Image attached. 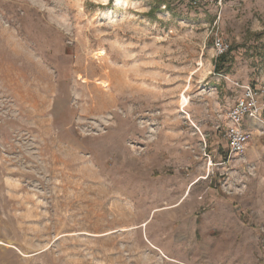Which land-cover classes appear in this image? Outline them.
Instances as JSON below:
<instances>
[{
  "label": "rangeland",
  "instance_id": "rangeland-1",
  "mask_svg": "<svg viewBox=\"0 0 264 264\" xmlns=\"http://www.w3.org/2000/svg\"><path fill=\"white\" fill-rule=\"evenodd\" d=\"M117 1L0 0V264H264V0Z\"/></svg>",
  "mask_w": 264,
  "mask_h": 264
},
{
  "label": "built area",
  "instance_id": "built-area-1",
  "mask_svg": "<svg viewBox=\"0 0 264 264\" xmlns=\"http://www.w3.org/2000/svg\"><path fill=\"white\" fill-rule=\"evenodd\" d=\"M202 1L213 3L217 0H193L195 5ZM218 56L228 52L229 45L221 39L215 40ZM242 95L227 112L224 140L227 142L228 153L231 157L243 155L250 143L252 134L246 131V120L257 122L264 127V79L260 86H238Z\"/></svg>",
  "mask_w": 264,
  "mask_h": 264
},
{
  "label": "crops",
  "instance_id": "crops-1",
  "mask_svg": "<svg viewBox=\"0 0 264 264\" xmlns=\"http://www.w3.org/2000/svg\"><path fill=\"white\" fill-rule=\"evenodd\" d=\"M249 123H251V127H254L255 130H257V128L261 129V126L257 122H254V121L250 120Z\"/></svg>",
  "mask_w": 264,
  "mask_h": 264
},
{
  "label": "trees",
  "instance_id": "trees-1",
  "mask_svg": "<svg viewBox=\"0 0 264 264\" xmlns=\"http://www.w3.org/2000/svg\"><path fill=\"white\" fill-rule=\"evenodd\" d=\"M226 54H227V53L221 55L219 58H220L221 60L224 59Z\"/></svg>",
  "mask_w": 264,
  "mask_h": 264
},
{
  "label": "bare ground",
  "instance_id": "bare-ground-1",
  "mask_svg": "<svg viewBox=\"0 0 264 264\" xmlns=\"http://www.w3.org/2000/svg\"><path fill=\"white\" fill-rule=\"evenodd\" d=\"M121 1V0H120ZM119 0L117 1V5H119L121 2Z\"/></svg>",
  "mask_w": 264,
  "mask_h": 264
}]
</instances>
